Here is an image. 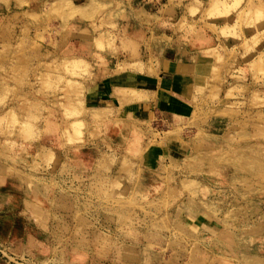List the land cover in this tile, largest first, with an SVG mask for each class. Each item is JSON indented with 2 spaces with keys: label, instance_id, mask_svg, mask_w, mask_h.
<instances>
[{
  "label": "rangeland",
  "instance_id": "1",
  "mask_svg": "<svg viewBox=\"0 0 264 264\" xmlns=\"http://www.w3.org/2000/svg\"><path fill=\"white\" fill-rule=\"evenodd\" d=\"M198 55L181 120L85 104ZM0 260L264 264V0H0Z\"/></svg>",
  "mask_w": 264,
  "mask_h": 264
},
{
  "label": "crops",
  "instance_id": "2",
  "mask_svg": "<svg viewBox=\"0 0 264 264\" xmlns=\"http://www.w3.org/2000/svg\"><path fill=\"white\" fill-rule=\"evenodd\" d=\"M160 64L155 77L122 73L98 80L88 88L85 104L94 110L112 109L119 105V91H138L147 100L129 106L134 116L149 118L156 115L166 123L183 119L189 112L185 100L191 98L192 92L202 82L203 70H206L204 59L198 55L193 59L182 58ZM0 264H3L1 260Z\"/></svg>",
  "mask_w": 264,
  "mask_h": 264
}]
</instances>
